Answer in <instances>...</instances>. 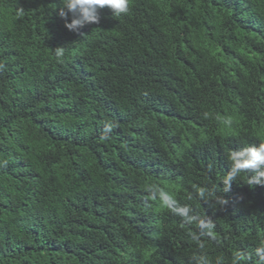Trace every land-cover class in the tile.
<instances>
[{
  "label": "trees",
  "instance_id": "obj_1",
  "mask_svg": "<svg viewBox=\"0 0 264 264\" xmlns=\"http://www.w3.org/2000/svg\"><path fill=\"white\" fill-rule=\"evenodd\" d=\"M59 8L0 0V264H189L150 183L215 220L210 256L255 247L264 186L234 181L223 209L185 197L264 140V0H131L78 31ZM61 101L70 117L36 121Z\"/></svg>",
  "mask_w": 264,
  "mask_h": 264
},
{
  "label": "clouds",
  "instance_id": "obj_2",
  "mask_svg": "<svg viewBox=\"0 0 264 264\" xmlns=\"http://www.w3.org/2000/svg\"><path fill=\"white\" fill-rule=\"evenodd\" d=\"M131 0H59V15L65 18V27L70 31H78L86 24L98 23L100 16L99 10L107 7L111 10L113 16L119 17L127 14L130 10ZM21 12L23 9L20 10ZM70 15V22L66 19ZM64 47H56L53 51L54 57L58 62L63 61ZM4 65L0 63V70ZM69 103V102H68ZM62 101L53 105V109H40L36 111V121L41 124V112L66 113L69 117L74 110L73 105ZM67 108V109H66ZM225 127H231L233 120L225 117L222 120ZM115 127L113 121H105L103 131L104 139ZM259 144H249L241 142L238 150L230 149L226 155L228 162V171L223 173L218 180L209 185H197L186 194L187 201L199 200L210 207L219 206L223 209L228 200L219 192H228L234 181L243 180L250 187L255 185L264 186V140H259ZM218 183H222L223 187H218ZM145 192L148 199L157 202L160 208L166 210L172 215L180 218L179 227L185 231L187 238L195 246L189 259V264H264V233L257 237V244L250 251L239 248L233 249L231 254L210 256V247L213 244H220L222 239L217 232V224L213 218L197 211L191 203H181L176 195L165 190L159 184H147Z\"/></svg>",
  "mask_w": 264,
  "mask_h": 264
}]
</instances>
